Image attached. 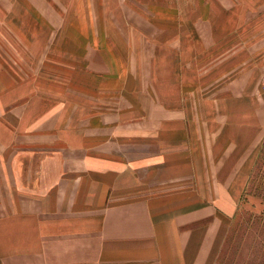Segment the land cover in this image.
<instances>
[{
    "label": "crops",
    "instance_id": "0c3cea01",
    "mask_svg": "<svg viewBox=\"0 0 264 264\" xmlns=\"http://www.w3.org/2000/svg\"><path fill=\"white\" fill-rule=\"evenodd\" d=\"M5 1L0 264H214L264 149V0Z\"/></svg>",
    "mask_w": 264,
    "mask_h": 264
},
{
    "label": "rangeland",
    "instance_id": "374dc122",
    "mask_svg": "<svg viewBox=\"0 0 264 264\" xmlns=\"http://www.w3.org/2000/svg\"><path fill=\"white\" fill-rule=\"evenodd\" d=\"M19 1L29 2L28 0ZM45 1H38L39 8L28 13L35 24L45 23L46 19L47 22L55 23L61 18L46 16L43 6ZM0 4L6 5L7 2L0 0ZM41 14H43L41 16L43 21L36 19ZM11 18L12 16L9 15L0 17V51L8 44L13 45L6 42L8 29L5 26ZM15 23L17 24L18 21ZM25 52L29 53V50L25 49ZM255 163L254 175L245 177L246 190L240 196L239 207L234 209L229 217L228 227L220 241L214 264H264V149ZM250 172L252 173L251 166ZM229 179L231 180V177Z\"/></svg>",
    "mask_w": 264,
    "mask_h": 264
}]
</instances>
